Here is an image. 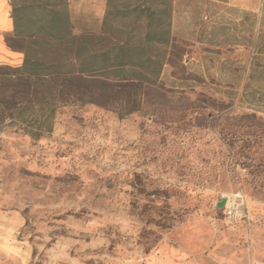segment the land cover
Returning a JSON list of instances; mask_svg holds the SVG:
<instances>
[{
    "label": "rangeland",
    "instance_id": "374dc122",
    "mask_svg": "<svg viewBox=\"0 0 264 264\" xmlns=\"http://www.w3.org/2000/svg\"><path fill=\"white\" fill-rule=\"evenodd\" d=\"M174 9L158 85L106 105L0 62V264H264V0Z\"/></svg>",
    "mask_w": 264,
    "mask_h": 264
},
{
    "label": "trees",
    "instance_id": "16d2710c",
    "mask_svg": "<svg viewBox=\"0 0 264 264\" xmlns=\"http://www.w3.org/2000/svg\"><path fill=\"white\" fill-rule=\"evenodd\" d=\"M174 3L107 0L99 28L78 31L69 0H11L14 29L6 41L24 54L17 70L23 77L63 81L74 100L106 105L158 85L175 43Z\"/></svg>",
    "mask_w": 264,
    "mask_h": 264
},
{
    "label": "crops",
    "instance_id": "0c3cea01",
    "mask_svg": "<svg viewBox=\"0 0 264 264\" xmlns=\"http://www.w3.org/2000/svg\"><path fill=\"white\" fill-rule=\"evenodd\" d=\"M11 10V0H0V62L15 60L22 64L23 53L13 50L5 41V34L12 33L14 29ZM103 13L101 10V16Z\"/></svg>",
    "mask_w": 264,
    "mask_h": 264
},
{
    "label": "built area",
    "instance_id": "2783aa9c",
    "mask_svg": "<svg viewBox=\"0 0 264 264\" xmlns=\"http://www.w3.org/2000/svg\"><path fill=\"white\" fill-rule=\"evenodd\" d=\"M225 216L230 220L242 219L245 216V198L240 192H234L225 198L223 206Z\"/></svg>",
    "mask_w": 264,
    "mask_h": 264
},
{
    "label": "water",
    "instance_id": "95a60500",
    "mask_svg": "<svg viewBox=\"0 0 264 264\" xmlns=\"http://www.w3.org/2000/svg\"><path fill=\"white\" fill-rule=\"evenodd\" d=\"M224 204H225V198H223V199H222V201L220 202V206H222V207H223V206H224Z\"/></svg>",
    "mask_w": 264,
    "mask_h": 264
}]
</instances>
